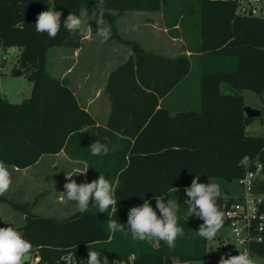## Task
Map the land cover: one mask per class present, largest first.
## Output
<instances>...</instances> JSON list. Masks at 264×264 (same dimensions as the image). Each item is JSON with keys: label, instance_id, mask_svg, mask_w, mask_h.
<instances>
[{"label": "trees", "instance_id": "trees-1", "mask_svg": "<svg viewBox=\"0 0 264 264\" xmlns=\"http://www.w3.org/2000/svg\"><path fill=\"white\" fill-rule=\"evenodd\" d=\"M50 4L62 12V25L71 13L81 17L83 7L96 11V0H0V42L19 48L14 72L26 74L33 84L31 96L21 102L3 97L0 89V160L24 168L43 154L65 149L89 161L90 182L99 177L102 168L110 169L109 180L118 183L117 212L109 209L99 213L89 204L87 212L58 219L34 213L30 203L0 196V202L25 213L23 223L10 221L0 227L10 224L22 231L34 245L33 253H41V264L55 263L68 249L81 256L94 250L110 259L136 253L140 264H173L174 259L209 263L208 241L196 232L203 221L188 217L184 189L197 175L201 183L211 177L241 178L246 172V155L264 162V134L248 133L254 118L244 110L242 93L250 89L264 94V18L237 14V0H105L104 19L112 25L126 10L163 9L167 24L173 27L180 20L190 26L191 34L196 30L200 39L196 47L191 46V60L185 54L167 57L149 51L140 42L113 32L131 44L133 53L108 77L106 91L112 103L108 125L135 140L125 141L116 157L119 163L105 166L96 162L102 156H92L89 146L95 140L104 143L110 130L96 127L94 116L80 105L67 81L48 69L52 46H79L82 38V34L72 35L63 26L55 38L36 32L37 16ZM227 59L236 62L228 65ZM192 61L203 65L202 105L170 115L168 108L159 107L160 98L191 74ZM227 86L230 91L224 90ZM162 114L167 115V121ZM160 117L170 124V131L169 127L164 131L166 124L161 121L160 139L149 145ZM158 195L179 204L178 223L185 235L176 240L174 249L164 241H134L127 231L129 209L145 200L155 209L154 197ZM233 199L224 195L219 199L224 214ZM110 218L125 225V231H109ZM227 224L225 215L222 228ZM254 253L264 256V243L257 244Z\"/></svg>", "mask_w": 264, "mask_h": 264}, {"label": "crops", "instance_id": "crops-1", "mask_svg": "<svg viewBox=\"0 0 264 264\" xmlns=\"http://www.w3.org/2000/svg\"><path fill=\"white\" fill-rule=\"evenodd\" d=\"M137 12L142 15L144 11L137 10ZM159 16L162 20L161 24L156 23L152 15L149 18L145 17L144 21H137V26L140 27L137 28V41L139 40L138 42L149 51H154L167 57H176L185 54L192 60L193 49L191 46L196 47L200 42L197 31L193 30L192 34L189 32L187 37L184 24H182L180 20L171 27L167 24L166 15L163 9H159ZM182 16L183 14H181L180 17ZM143 25H148L149 29H143ZM145 38H147V42H149L148 47L143 43ZM125 44L126 43L120 39L108 44L110 48L113 46V48H111V54L115 57V59L110 62V65H107L109 64L108 61L107 64L104 62L101 67H98L93 61H89L85 70L73 73L74 67L72 65L60 66L58 63L57 72L53 73L67 81L68 85L77 96L80 105L94 116L96 127L110 130V134L106 136L104 141V144L109 148V152L107 155H102L100 160H96L97 163L105 166L119 163V159L116 158L117 154H119L124 148L125 141L131 139L130 136L124 135L108 125L112 111V103L110 96L106 91V83L111 71L126 61L133 53V50H131V52L126 54L125 48L122 49V47L126 46ZM197 64L200 68L203 66L201 62L197 61ZM101 68L102 71L100 70ZM192 68L193 61L191 70ZM189 76L190 73L169 93L160 98L159 107L164 106L168 108L170 115H175L178 112L190 109H199L202 105L201 100H192L189 92L182 88L184 82ZM98 79H101L102 83L99 84ZM32 89L26 98L31 96ZM135 117L137 121V114ZM162 117H165L164 120L167 121V115L164 114L163 116L162 114ZM164 120L161 119V117L156 120L154 126L155 132L150 139L149 145L152 143H158V139H160L159 130H161V121H163V124H166V126H164V131L167 132V127H169L170 131V124L167 125ZM96 133H98V130H96ZM134 140L135 139L133 138L131 139L132 142H134ZM110 156L112 157L110 158ZM8 168L10 172L14 173V181L16 182L14 188L17 190L18 194L14 193L15 201L30 203L33 205L34 213L58 219L67 218L79 211L75 202L68 201L63 193L65 191L64 184L68 182L66 180V174L73 175L71 179L75 180L78 184L90 182V173L88 172L89 161L69 154L65 149L58 153L43 154L35 164L30 166L24 168L8 166ZM84 171H86V173L79 174ZM93 173L94 172H92V176L94 175ZM101 174H103L105 178L110 179L112 172L110 169L104 170V168H102ZM95 175L97 176V174ZM93 178L97 179L98 176ZM44 212H50L52 215L43 214ZM62 214L67 215L62 216ZM21 216V221L11 222L16 224L23 223L25 220V213ZM5 222L0 223V225ZM178 260L179 259H174V262H179L180 260Z\"/></svg>", "mask_w": 264, "mask_h": 264}, {"label": "clouds", "instance_id": "clouds-1", "mask_svg": "<svg viewBox=\"0 0 264 264\" xmlns=\"http://www.w3.org/2000/svg\"><path fill=\"white\" fill-rule=\"evenodd\" d=\"M51 5V4H50ZM96 22L98 30L96 34L107 42L111 37V30L104 26L105 0H96ZM62 12L56 11L51 5L48 10L38 14L35 28L36 32L47 33L49 38H55L61 26L72 35L84 32V21L76 14H69L61 24ZM92 156L107 155L109 148L99 140L89 146ZM86 173V171L79 174ZM73 175L66 174V182L63 192L66 199L75 202L81 213L87 212L89 204H94L99 213H107L109 209L117 212L116 191L118 183H113L100 174L98 179L91 182L77 183L71 179ZM12 175L8 166L0 160V196H4L11 188ZM188 199L185 200L188 217L195 216L203 221L197 235L207 241H213L223 227L225 214L218 205L222 197L221 184L215 180L207 183L199 182V175L193 178L191 185L184 189ZM155 209L148 200L140 206L129 209L127 216V231L131 233L134 241H164L169 249H174L176 240L185 235L184 229L179 225V204L176 200L167 199L162 195L155 196ZM94 201V203H90ZM159 211V216L157 211ZM109 231H125V225L110 218L108 220ZM34 245L29 242L24 233L14 226L0 227V264H30ZM104 260H107L106 258ZM87 264H102L101 255L94 250L88 251ZM115 264H120L116 261ZM219 264H254V260L248 250L228 258L221 256Z\"/></svg>", "mask_w": 264, "mask_h": 264}, {"label": "rangeland", "instance_id": "rangeland-1", "mask_svg": "<svg viewBox=\"0 0 264 264\" xmlns=\"http://www.w3.org/2000/svg\"><path fill=\"white\" fill-rule=\"evenodd\" d=\"M143 14L140 15L137 12V9L126 10L122 14L118 15L114 25H112L108 20H105L104 26L110 28L111 37L107 42H103L102 39L96 34L98 30V24L96 22V11L91 7H83L81 10V19L84 21V32L82 33V38L79 46L60 44L54 45L50 48L49 57H48V69L52 73L57 72V64L61 66L72 65L74 67L73 73L83 71L87 68L89 61H93L95 65L101 67L104 62H107L110 65L115 57L111 54V48L109 47V43H112L115 40H118L117 33H119L124 38H129L131 40L137 41L138 30L140 28L137 26V21H144V18H149L151 15L153 16L156 23L161 24L162 20L159 16V10H143ZM116 12V11H112ZM144 16V17H143ZM185 27V33L188 37L190 32V26ZM143 29L148 30L149 26H142ZM115 32V33H113ZM139 41V40H138ZM143 43L148 47L149 42H147V38L143 40ZM126 54L131 52L132 46L131 44H125ZM7 55V61L5 62L4 67L0 69V89L2 96L8 98L12 102H21L25 99L32 89V83L26 76V74L15 73L14 66L17 61V56L19 54V48L17 46H9L8 51L5 52ZM228 62L227 64L232 65L235 64L234 60H225ZM102 71V68L100 69ZM200 76H201V68L197 63L193 61V68L190 76L184 82L182 88L187 90L192 97V100L196 101L201 100V89H200ZM98 83H102L101 79H98ZM225 91H230L227 87H224ZM245 97L246 106H250L253 108H258L261 110V115L252 120V122L248 125L247 131L253 135L264 134V94H259L250 89H244L242 91ZM196 107V106H193ZM12 175V185L10 190L4 195L9 199L15 200L14 193H17V190L14 188V173L11 172ZM210 180L218 181L221 184V189L223 195L225 197L236 196L242 193V187L240 186L239 179L234 180H226L220 177H211ZM47 191V190H46ZM45 191V192H46ZM20 193V192H19ZM47 194V193H46ZM45 194V195H46ZM24 212L15 208L10 203L0 202V223L5 221H21L22 214ZM43 214L52 215L50 212H44ZM67 214H62L65 216ZM230 235V229L226 225L224 228L220 229L217 237L211 241L207 242V251L210 254L209 263L206 264H219L221 258V251L223 249L221 238L227 237ZM254 260V264H264V256L255 255L252 258ZM179 261V260H178ZM173 264H203L200 261H187L180 260L179 262H173Z\"/></svg>", "mask_w": 264, "mask_h": 264}, {"label": "built area", "instance_id": "built-area-1", "mask_svg": "<svg viewBox=\"0 0 264 264\" xmlns=\"http://www.w3.org/2000/svg\"><path fill=\"white\" fill-rule=\"evenodd\" d=\"M237 14L242 16H257L264 18V0H237ZM9 46L0 42V69L7 61ZM246 166L245 174L239 178L242 193L233 196V201L227 206L225 215L230 235L221 238L223 257L238 255L248 250L251 257L255 256L254 247L264 243V162L254 160L246 155L243 159ZM102 264H140L136 253L129 254L124 259H110L107 254H100ZM107 260H104V259ZM88 256H81L74 249H68L53 264H87ZM40 252L32 254L30 264H41ZM44 264H50L45 262Z\"/></svg>", "mask_w": 264, "mask_h": 264}, {"label": "water", "instance_id": "water-1", "mask_svg": "<svg viewBox=\"0 0 264 264\" xmlns=\"http://www.w3.org/2000/svg\"><path fill=\"white\" fill-rule=\"evenodd\" d=\"M244 110H245L246 114L252 118H256V117H259L261 115V110L258 108H253V107L245 105Z\"/></svg>", "mask_w": 264, "mask_h": 264}]
</instances>
